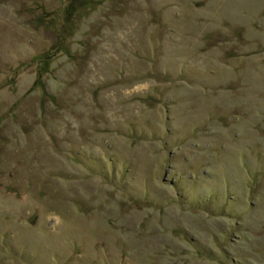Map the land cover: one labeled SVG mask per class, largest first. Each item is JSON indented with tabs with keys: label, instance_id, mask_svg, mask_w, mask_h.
Segmentation results:
<instances>
[{
	"label": "rangeland",
	"instance_id": "rangeland-1",
	"mask_svg": "<svg viewBox=\"0 0 264 264\" xmlns=\"http://www.w3.org/2000/svg\"><path fill=\"white\" fill-rule=\"evenodd\" d=\"M0 264H264V0H0Z\"/></svg>",
	"mask_w": 264,
	"mask_h": 264
},
{
	"label": "trees",
	"instance_id": "trees-1",
	"mask_svg": "<svg viewBox=\"0 0 264 264\" xmlns=\"http://www.w3.org/2000/svg\"><path fill=\"white\" fill-rule=\"evenodd\" d=\"M50 56H51L50 52H44L42 54L34 56V60L39 59L41 63L43 62L46 63L47 61H49Z\"/></svg>",
	"mask_w": 264,
	"mask_h": 264
}]
</instances>
